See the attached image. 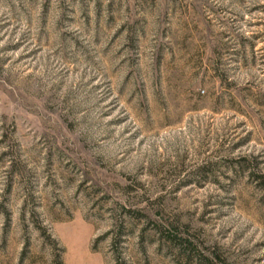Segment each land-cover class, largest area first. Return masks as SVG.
<instances>
[{"label":"rangeland","instance_id":"obj_1","mask_svg":"<svg viewBox=\"0 0 264 264\" xmlns=\"http://www.w3.org/2000/svg\"><path fill=\"white\" fill-rule=\"evenodd\" d=\"M207 256L264 264V0H0V264Z\"/></svg>","mask_w":264,"mask_h":264},{"label":"trees","instance_id":"obj_2","mask_svg":"<svg viewBox=\"0 0 264 264\" xmlns=\"http://www.w3.org/2000/svg\"><path fill=\"white\" fill-rule=\"evenodd\" d=\"M122 224H125V221H122ZM185 243H189L188 241H185ZM218 259V258H216ZM120 264H124V262H119ZM198 264H216L214 262V259L212 260V258L210 256H207L206 258H204L203 260L199 261Z\"/></svg>","mask_w":264,"mask_h":264}]
</instances>
